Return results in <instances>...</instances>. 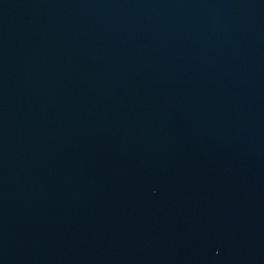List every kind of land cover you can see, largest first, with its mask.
Segmentation results:
<instances>
[{
	"label": "water",
	"instance_id": "water-1",
	"mask_svg": "<svg viewBox=\"0 0 264 264\" xmlns=\"http://www.w3.org/2000/svg\"><path fill=\"white\" fill-rule=\"evenodd\" d=\"M0 264H264V0H0Z\"/></svg>",
	"mask_w": 264,
	"mask_h": 264
}]
</instances>
